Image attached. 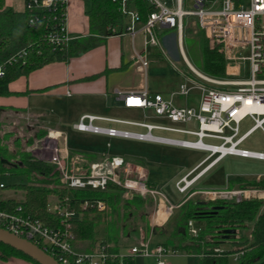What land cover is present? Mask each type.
I'll return each instance as SVG.
<instances>
[{"label":"built area","instance_id":"obj_1","mask_svg":"<svg viewBox=\"0 0 264 264\" xmlns=\"http://www.w3.org/2000/svg\"><path fill=\"white\" fill-rule=\"evenodd\" d=\"M156 10L150 13L147 22L142 27L156 29L157 26L176 28L181 36L188 16H194L205 34L217 43L223 50L228 69L222 77L212 76L194 69L197 86L200 89V103L197 108L177 106L173 102L175 95H187L191 87L181 83L171 92L170 98H165L160 92H150L148 88L141 90H124L115 88V94L123 99L125 106L151 108L161 116H166L173 122H188L197 120V129L178 128L147 122L130 121L118 118H104L113 121H122L143 126L145 132L123 130L115 127H104L94 123L98 117L84 115L75 127L82 131L102 132L109 135L130 136L140 139L181 144L188 147L208 150L209 154L204 161L215 155L205 167H209L217 160L228 154L243 157L264 159V151L240 147V144L258 127L264 123V0H150ZM186 1L193 4L186 7ZM68 0H24L26 9L42 10L43 15L31 13L29 23L36 25L44 22L46 26V39L53 46H60L77 39L80 35L72 34L67 24ZM123 11L128 14L129 22L125 31L134 35L141 27H137L139 14L137 11ZM49 12L51 14H49ZM48 14V16H47ZM182 41L180 37V42ZM249 46L250 76L243 78L236 72L234 66H240L237 57L232 54L234 48ZM25 51H19L0 64V76L5 75L6 66L20 58H24ZM146 65V59H142ZM247 116L254 119V124L243 133H240V123ZM103 118V117H102ZM166 129L195 135V139H178L154 134L152 130ZM228 131V132H227ZM63 134L59 132L44 135L27 144L29 152L40 159L51 162L60 173L61 182L72 188H90L105 190L109 182L122 185L128 193H138L142 196L152 195L158 197V190L149 185L146 173L140 168L134 170L121 155L103 156L96 160H89L86 155L72 153L61 143ZM208 141H207V140ZM211 140H220L219 143ZM189 174L177 182V189L184 192L193 180L188 179ZM1 186H5L1 184ZM246 194L245 190H225L224 197ZM161 195V194H159ZM240 199L239 197L237 198ZM54 204L49 209L58 211L63 216L73 215L74 209H69L64 200L55 195ZM99 210H104L107 203L99 199L95 203ZM167 210L160 206L154 209V221L160 220L159 212L165 211L167 219L176 205L167 202ZM87 206V201L83 207ZM17 209H21L18 206ZM65 222V219L62 220ZM190 230L197 233L199 228L190 221ZM71 223L65 226L50 227L39 219L13 213L0 209V227L17 235L27 238L49 252L61 264H102L109 256L142 255L153 257L157 264H168L166 256L175 254L177 250H170L163 243L154 242L152 237L140 233L136 243L130 244L125 251L118 253L108 252L107 244L97 243L91 250H78L73 244L74 233L70 229ZM241 252L234 253L237 258Z\"/></svg>","mask_w":264,"mask_h":264},{"label":"trees","instance_id":"obj_2","mask_svg":"<svg viewBox=\"0 0 264 264\" xmlns=\"http://www.w3.org/2000/svg\"><path fill=\"white\" fill-rule=\"evenodd\" d=\"M84 1L89 19V33L60 46H53L46 39L47 30L44 22L36 25L29 23L31 13L41 16L44 14L42 10L32 11L26 9L25 5L23 10L11 6L2 9L4 3L0 0V64L19 51L26 52L24 58L6 66L5 75L0 76V93L7 91L4 90V85L22 74H28L54 60L68 61L75 53L92 47L98 40L124 32L129 17L123 11V7L138 12L137 27H142L150 13L156 10L150 0ZM203 35L205 73L218 77L225 76L226 57L223 50L218 44H213L214 42L212 43L204 32ZM39 135L44 136L45 132L42 131ZM17 143L19 144V141ZM4 173L26 176L27 180L13 184L14 187L25 190L24 199H0V209L39 219L50 227H64L65 222H70V229L75 235L73 244L76 246L80 242L85 243L81 248L76 246L78 250H91L99 242L107 244L108 252L112 253L127 248V245L121 244L119 238L122 233H127L126 225L118 223L122 209L125 211V215L122 216L125 217L126 210L131 204H135L139 210L144 203L153 201L152 198H145L138 193H128L122 185L115 182H109L105 190L67 187L61 182L60 173L51 162L40 159L29 151L18 149L10 152L8 146L2 144L0 137V174ZM237 182L240 187H264V180L237 178L232 181L233 184ZM148 183L154 186L151 182ZM52 194L63 199L67 207L74 209L75 213L65 217L58 211H51L48 204ZM99 199L106 201V209L99 210L96 207L95 203ZM86 201L87 206L83 207ZM263 205L264 201L257 198L201 200L196 197H185L177 207L175 219L172 220L173 212L163 226H154L151 232L157 237L155 242L166 246L169 244L163 239L170 236L174 240L171 246L173 249H182L190 255L198 256L202 264H228L229 255L241 251L236 258L239 264H264ZM18 206H21V209H17ZM149 217V214L144 215L145 224L142 229L145 234L151 233ZM63 219L65 222H62ZM190 221L202 223L197 226L199 228L197 233L191 232ZM251 222H253L251 240L244 235L239 238L218 236L227 228H236L237 233L240 228H247ZM226 240H230L231 247L222 249L220 245ZM14 256L40 264L21 250L0 241V259L7 260ZM102 264H136V259L132 255L117 254L109 256Z\"/></svg>","mask_w":264,"mask_h":264},{"label":"crops","instance_id":"obj_3","mask_svg":"<svg viewBox=\"0 0 264 264\" xmlns=\"http://www.w3.org/2000/svg\"><path fill=\"white\" fill-rule=\"evenodd\" d=\"M2 3H4L2 9L10 6L12 7V5H8L7 7H5L4 0L2 1ZM23 8L24 0L22 2V7L17 10H23ZM67 24L68 29L72 34L86 35L89 33V19L88 15L86 14V3L84 0H68ZM165 29H167V27L164 26H157V31L152 28L141 27L134 35L130 34L127 31H124L120 34L108 35L98 40L92 47L75 53L68 61L54 60L32 70L28 74H22L17 78L11 80L9 83L3 86L4 90L7 91L0 93V130H2V128L5 126H9L10 128H16L18 133H22L24 129L29 130V132L31 133L36 132L37 135L42 131L45 132V135L49 132H59L64 135L63 138H61V140H63L61 141V143L68 149L69 147L67 145L66 134L69 128L81 132L101 133L109 137L117 136L126 139L145 140L152 143H164L176 145L179 147H188L181 144H174L151 139H140L136 137L121 135H109L102 132L82 131L75 127V124L79 122L81 117L84 115L97 116L98 118L94 120V123L95 121L127 123L122 121L104 119H123L115 117L113 114L118 111L120 112V107H128L125 106L123 99H119L116 96L114 91L115 88L136 91L146 87L150 92H160L165 98L168 99L170 98L171 92L173 90L177 89L181 83H186L191 87V91H193L194 89L198 90L197 103H190L188 98V96L191 94L190 91L189 94L185 96L178 94L175 95L173 97L174 104L177 106L194 108H197L199 106L200 89L198 88L196 81L198 79L200 80V78H198L194 72V69H198L189 61L185 54L183 35L181 34L180 36L177 32V46L179 51L183 53V57L186 60V63H188V65L193 69L194 74L186 70L185 66L180 67L179 65H176L172 60L173 57L179 59V56L177 54L175 40L173 39L172 35L167 36L166 33H164ZM180 37L182 39L181 42ZM171 38L172 41L170 40ZM142 59H146L148 63L146 65H143L141 62ZM234 68L236 72L238 71L239 76H241V65H236L234 66ZM226 69H228L227 60ZM147 116L152 119L151 122H147L151 124H159L156 122H159L160 120H162L161 122L170 120L166 116L158 115L155 112L149 113L147 114ZM174 123L196 125V128L187 129L198 128L197 120ZM95 124L104 127H115L123 130L135 131L131 128L103 125L99 123ZM174 127L186 128L182 126ZM9 131L10 132L5 131V133H7L5 137L0 136L2 140L6 139V137H12V133L15 132H11L12 129H10ZM139 131L145 132L141 130ZM161 136L183 139L179 136ZM17 141H20L19 138L12 139V143L13 145H15V150L13 151H16L19 147L20 150H23V145L21 146V144H18ZM70 151L72 153H75L73 150ZM124 154L127 155H119L123 156L126 162L131 165V167L140 168L144 173H146V180L150 182V173L145 165L142 162L128 160L125 157L134 155V153L126 151V153ZM90 155L88 154L87 156L90 157ZM95 156L97 157L98 155ZM103 156L104 155H102L101 157ZM226 156L227 155L223 156L215 163L211 164L209 167L205 166L211 159L208 161H204V159L207 157L206 156L192 165L190 168H178V170L174 173V176L180 174V176H178L176 179V184L183 176L187 174H189V176H194L193 183L190 185L192 188H190L187 198L196 197L200 198L201 200H207L202 197L201 193H208L210 190L217 191V189H206L205 187H198L195 186V184L202 176L205 175L206 172L212 169ZM257 176H264V174H259ZM237 183L233 184L232 182H230L229 185L223 189L237 190ZM153 187L155 188V186ZM15 190L19 191L20 189ZM13 197L18 198L19 196L15 194L5 197L0 194V199H8ZM50 197L55 198V195L52 194L50 195ZM182 200L178 202L176 207L180 205ZM167 202L169 201L164 199L162 196H158L155 199V208L157 206H160L161 208H163V210H167ZM170 216L171 215H169L167 219H160L159 221L155 222L152 213V215L149 217L151 231L154 226H163L168 221ZM194 224L195 226L200 225V223L195 222ZM150 234L151 237L154 236L152 232ZM139 236L140 235L136 237V240L133 243H136L138 241ZM84 245L85 243L80 242L76 246L81 248ZM220 247L222 248L221 245ZM127 248L123 250L125 251ZM0 264L34 263L27 259L14 256L7 260L0 259Z\"/></svg>","mask_w":264,"mask_h":264},{"label":"rangeland","instance_id":"obj_4","mask_svg":"<svg viewBox=\"0 0 264 264\" xmlns=\"http://www.w3.org/2000/svg\"><path fill=\"white\" fill-rule=\"evenodd\" d=\"M3 1V0H2ZM245 4H247V0H242ZM5 7L8 5H12L14 9H20L22 7L23 0H4ZM186 7L192 8L193 4L191 2L186 1ZM194 16H188L185 21L184 28L182 30L183 40H184V49L185 54L189 61L200 71L205 72L203 68L204 57L202 45L204 41V30L199 26L198 22L195 20ZM164 33L167 36L173 37L176 43L177 54L179 59L172 58L176 65L185 66V69L190 73L194 74L193 69L186 63V60L183 57V53L179 51L177 46V30L176 28H167ZM205 33V32H204ZM165 35V36H166ZM210 39V38H209ZM172 41V38L170 39ZM213 43V42H212ZM211 43V44H212ZM217 44V43H213ZM180 45V44H179ZM219 45V44H218ZM221 46V45H219ZM232 54L236 56L237 62L241 65V76L243 78H248L250 76V60L247 57L250 55L249 46L234 48ZM190 103H197L198 100V90L194 89L191 91V94L188 96ZM120 112H116L113 114L115 117L130 119L132 121L138 122H151L152 119L147 116L149 113H154L151 108H141V107H120ZM147 113V114H146ZM157 121L161 125H174V126H182L186 128H196L194 124H180L174 123L170 120H165L163 122ZM254 119L251 116H247L240 123V133H243L248 128H250L254 124ZM95 123L103 124V125H113L116 127L123 128H131L135 131H146L147 129L143 126H138L134 124H127L121 122H111V121H95ZM1 129V128H0ZM12 129V137H6V139L2 140V144L7 145L9 151L12 152L15 150V145L12 143V139L19 138V143L23 147L24 151H28L26 146L27 144H32L35 139L41 138L43 136L37 135L35 133L29 132V130L22 131V133H18L16 128H10L9 126H5L0 130V136L5 137L9 130ZM154 134L161 135H170V136H179L183 139H195V135L188 133H178L174 131H168L163 129H154ZM228 132V131H227ZM67 145L70 150H73L75 153H81L86 155V158L89 160H94L100 158L102 155L111 156V155H127L124 154L126 151L134 153L131 156H125L128 160L139 161L142 162L145 167L148 169L150 173V182L155 186L158 190L159 197H163L168 200L171 204L177 205L179 201H181L184 197L189 195V190L192 188L190 185L184 192H180L177 189L176 179L179 175L174 176V173L178 170V168L186 167L190 168L192 165L197 163L202 158L206 157L209 154L208 150L204 149H195L189 147H179L171 144L164 143H152L145 140H134V139H126L123 137H109L107 135L101 133H92V132H81L76 131L75 129L69 128L67 130ZM12 138V139H10ZM7 140V141H6ZM9 140V141H8ZM207 140V139H206ZM63 141V140H61ZM208 141V140H207ZM212 142L219 143L220 140H211ZM240 147L249 148L254 150L264 151V123L262 127L256 128L247 139L240 144ZM20 149V147L18 148ZM17 149V150H18ZM22 149V148H21ZM71 152V151H70ZM98 155L95 158L88 157L87 155ZM213 155L211 158H213ZM39 158V157H38ZM210 158V159H211ZM209 159V160H210ZM208 161V160H207ZM163 163V164H162ZM55 168V167H54ZM134 170L136 167H133ZM182 174V173H181ZM259 174H264V159L254 158V157H243L234 154H228L222 161H220L217 165H215L212 169L205 173L195 186L205 187L206 189H217L210 190L208 193H201L204 199L210 198H226L224 197L223 188L227 187L230 182L237 178H246L248 180L254 179L256 181L264 180V176H257ZM188 179L194 180V176H188ZM26 176H22L19 174L12 173H4L0 174V194L8 197L11 195L19 196L18 200L24 199L25 190L23 188H16L13 186L14 183L25 181ZM1 184L5 186H1ZM194 186V187H195ZM236 188L245 190L246 194H241L239 196L227 197L229 199H237L238 197L241 199L245 198H257L264 201V187H240L237 183ZM15 189H20L19 191ZM221 189V190H220ZM223 189V190H222ZM237 189V190H238ZM17 192V193H16ZM145 198H152V203H144L139 210H137L135 204H131L130 207L126 210L127 215H125L124 208L122 209V215L118 223L120 225H126V232L120 235V242L122 245H129L135 242L136 237L140 235V233L144 232L142 229L144 223V215L149 214L152 215L156 203L155 199L152 195H145ZM14 198V197H13ZM51 206L54 204V197H50ZM238 200V199H237ZM128 204V203H127ZM264 208V205H263ZM174 214L172 220L175 219V216L178 212V208L176 207L173 210ZM172 215V214H171ZM202 224L201 222H196ZM252 225L253 222L249 224V226L245 229H239L234 236L237 237L244 235L245 238L249 240L252 239ZM137 227V229H135ZM151 232V230H150ZM222 233L219 234V237H223ZM145 233V232H144ZM150 235V234H145ZM156 237V236H155ZM155 237H152V245L154 244ZM157 238V237H156ZM163 241L169 244L170 250L171 246L174 243V240L170 236H166ZM223 249H229L231 247L230 240L223 241L221 243ZM136 264H157L156 260L153 257H145L142 255H136ZM168 264H202L201 259L196 255H190L186 253L182 249H178L175 254H171L164 258ZM228 264H239V261L235 258L233 254H230L228 257Z\"/></svg>","mask_w":264,"mask_h":264},{"label":"water","instance_id":"obj_5","mask_svg":"<svg viewBox=\"0 0 264 264\" xmlns=\"http://www.w3.org/2000/svg\"><path fill=\"white\" fill-rule=\"evenodd\" d=\"M5 161L9 162L7 159H5ZM223 232V237L228 238L235 235L236 228H227L224 229ZM0 241L18 250H21L25 254L38 261L40 264H61L55 257H53L49 252H47L35 242L1 227Z\"/></svg>","mask_w":264,"mask_h":264},{"label":"bare ground","instance_id":"obj_6","mask_svg":"<svg viewBox=\"0 0 264 264\" xmlns=\"http://www.w3.org/2000/svg\"><path fill=\"white\" fill-rule=\"evenodd\" d=\"M158 214H159L160 219H163L166 216V212L165 211H161Z\"/></svg>","mask_w":264,"mask_h":264}]
</instances>
